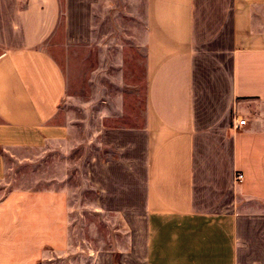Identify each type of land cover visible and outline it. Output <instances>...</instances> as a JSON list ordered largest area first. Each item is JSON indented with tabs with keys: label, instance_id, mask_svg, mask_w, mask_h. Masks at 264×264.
<instances>
[{
	"label": "crops",
	"instance_id": "crops-1",
	"mask_svg": "<svg viewBox=\"0 0 264 264\" xmlns=\"http://www.w3.org/2000/svg\"><path fill=\"white\" fill-rule=\"evenodd\" d=\"M98 4L0 0L1 143L11 130L59 138L65 83L48 49L57 34L90 47ZM138 4L119 59H140L141 82L129 76L128 105L96 97L103 150L86 164L95 205L120 216L125 244L90 264H264V0ZM67 211L61 189L7 190L0 264L65 253Z\"/></svg>",
	"mask_w": 264,
	"mask_h": 264
},
{
	"label": "rangeland",
	"instance_id": "rangeland-1",
	"mask_svg": "<svg viewBox=\"0 0 264 264\" xmlns=\"http://www.w3.org/2000/svg\"><path fill=\"white\" fill-rule=\"evenodd\" d=\"M130 3L135 8L140 6L138 0H99L93 12L90 47L67 46L57 34L51 49L47 48L65 83V95L54 119L63 125L62 133L56 135L59 138L48 136V128L29 133L11 130L7 135L3 132L0 197L15 188H56L67 197L68 247L65 253L50 255L43 264H90L96 251L125 244L120 216L95 205L96 192L87 179L86 164L93 151L103 150L96 143L95 131L100 123L96 97L108 104L121 99L128 105L132 97L128 80H133L129 76L141 82L140 59L131 62L125 57L122 64L119 59V54L126 55ZM127 63L130 73L121 80L120 69ZM86 102L93 103L91 111L85 110Z\"/></svg>",
	"mask_w": 264,
	"mask_h": 264
},
{
	"label": "built area",
	"instance_id": "built-area-1",
	"mask_svg": "<svg viewBox=\"0 0 264 264\" xmlns=\"http://www.w3.org/2000/svg\"><path fill=\"white\" fill-rule=\"evenodd\" d=\"M245 123V119H243V118H240V117H238V116H234L233 118H232V124L234 125V126H240V125H243ZM241 178V175L239 174V173H237L236 175H235V179H240Z\"/></svg>",
	"mask_w": 264,
	"mask_h": 264
}]
</instances>
